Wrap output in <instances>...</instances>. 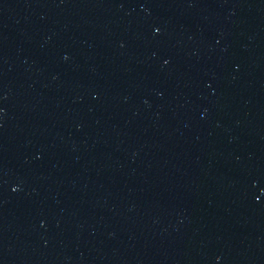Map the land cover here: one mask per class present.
<instances>
[{
	"label": "water",
	"instance_id": "water-1",
	"mask_svg": "<svg viewBox=\"0 0 264 264\" xmlns=\"http://www.w3.org/2000/svg\"><path fill=\"white\" fill-rule=\"evenodd\" d=\"M0 264H264V0H0Z\"/></svg>",
	"mask_w": 264,
	"mask_h": 264
}]
</instances>
